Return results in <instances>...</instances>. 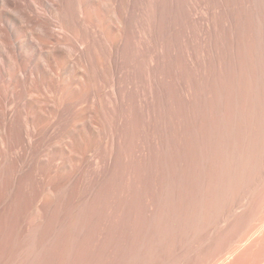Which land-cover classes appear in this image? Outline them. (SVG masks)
<instances>
[{
  "label": "rangeland",
  "instance_id": "obj_1",
  "mask_svg": "<svg viewBox=\"0 0 264 264\" xmlns=\"http://www.w3.org/2000/svg\"><path fill=\"white\" fill-rule=\"evenodd\" d=\"M68 7L54 13L70 23L64 34L84 52L68 46L73 63L56 65L53 115L69 71L75 79L68 120L55 122L54 136L33 156L30 188L52 182L56 191L44 192L38 206L28 191L15 192L0 219V264H109L107 204L122 189L135 191L168 155L182 169L181 145L189 128L196 141L203 97L209 112L221 89L229 104L252 99L264 114V0H68ZM5 184L0 173V190ZM145 192L153 195L150 183Z\"/></svg>",
  "mask_w": 264,
  "mask_h": 264
},
{
  "label": "bare ground",
  "instance_id": "obj_2",
  "mask_svg": "<svg viewBox=\"0 0 264 264\" xmlns=\"http://www.w3.org/2000/svg\"><path fill=\"white\" fill-rule=\"evenodd\" d=\"M55 10L67 13L68 0H0V173L6 178L0 219L15 192L28 191L29 203L38 206L54 189L48 182L30 190L37 174L32 158L46 136H54L55 122L68 120L75 79L64 67L62 109L53 115L56 65L73 63L68 46L84 52L64 34L70 23ZM207 101L203 97L195 143L189 128L181 145L182 169L168 155L138 179L135 191L122 189L117 203L107 204L103 252L109 264H139L137 257L150 264H264V114L252 99L235 96L229 104L221 89L210 112ZM64 139L62 167L68 169L70 141Z\"/></svg>",
  "mask_w": 264,
  "mask_h": 264
}]
</instances>
